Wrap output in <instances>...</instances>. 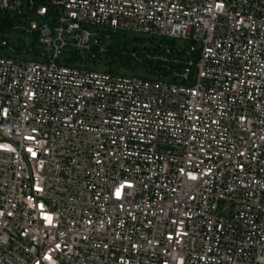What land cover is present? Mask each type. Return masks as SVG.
<instances>
[{
    "label": "built area",
    "instance_id": "2783aa9c",
    "mask_svg": "<svg viewBox=\"0 0 264 264\" xmlns=\"http://www.w3.org/2000/svg\"><path fill=\"white\" fill-rule=\"evenodd\" d=\"M11 14L43 50L0 54V264H264V0ZM91 27L176 43L145 56L170 81L62 64L106 53Z\"/></svg>",
    "mask_w": 264,
    "mask_h": 264
},
{
    "label": "trees",
    "instance_id": "16d2710c",
    "mask_svg": "<svg viewBox=\"0 0 264 264\" xmlns=\"http://www.w3.org/2000/svg\"><path fill=\"white\" fill-rule=\"evenodd\" d=\"M35 5L44 6L46 5V0H35ZM8 18L9 17L6 16L5 18H2L0 20V40H6L3 34H5L6 31L11 30L13 26L12 21ZM104 35L105 34H102V37H104ZM109 36L113 40V44L106 47L107 51L105 55L108 60L106 64L107 72H114L115 70H120L123 68L130 69L132 68V64L135 63L138 66H141L144 69L155 73L158 78H168L170 72L167 70V67L173 68V65L171 63L148 61L145 56H163L165 55V47L173 52L176 43L161 40L159 41V43H156L153 39L145 40L143 38L130 39L125 34H123V36H121L120 38H116L114 37V35ZM36 44L37 41L35 39V43L25 47V50L28 51L30 48L33 49L32 47ZM16 49L17 53H22L23 51L21 48ZM37 52H39V50H34L35 56ZM0 54H5V51L0 50ZM132 54H135L139 61L134 59L132 57ZM100 55L101 54L95 51V57L93 58L91 55L90 56L92 60L96 61L98 60L97 58ZM84 61L85 60H83L75 51L67 49L63 53L61 63L66 66L81 68V65L84 63Z\"/></svg>",
    "mask_w": 264,
    "mask_h": 264
},
{
    "label": "rangeland",
    "instance_id": "374dc122",
    "mask_svg": "<svg viewBox=\"0 0 264 264\" xmlns=\"http://www.w3.org/2000/svg\"><path fill=\"white\" fill-rule=\"evenodd\" d=\"M8 19L12 21L13 26L11 30L6 31L5 34H3V36L13 48L15 49L21 48L23 51H26L25 47L35 43V37L22 31L19 28V26L27 27L28 26L27 24L29 23L30 19L28 17H17L14 14H11ZM15 28H18V29H15ZM90 30L98 34L99 36L98 38L101 40L102 44L105 45L106 47L109 45H112L113 40L111 38L105 39L104 37H102V34H105V35L108 34L111 36L114 35V37L116 38H120L121 36H123V33L113 32L111 30H107L104 28L91 27ZM125 35L130 39H134V38H143L145 40L151 39L150 36L145 37V35H136V34H131V33H126ZM177 45L181 46L182 48L187 46V44L182 41H178ZM32 48L34 50H39V51L43 50L38 44H36ZM16 51L15 53H5V54L6 55L8 54L9 56L13 58H17L21 60H38L37 56H35V53H32V52L17 53ZM82 56L85 59V61L81 65V68L89 69L95 72H107L106 64L108 60L105 54H101L100 56H98L97 58L98 60L96 61L92 60L91 56L87 53L82 54ZM131 67L132 68L130 69L123 68L120 70H115L114 73L121 74V75H127V76H137L141 78H147L149 80L159 79L158 76L155 75V73L150 72L147 69H144L143 67L138 66L135 63H133ZM165 80L170 81V78L168 77Z\"/></svg>",
    "mask_w": 264,
    "mask_h": 264
},
{
    "label": "snow or ice",
    "instance_id": "6c2138e0",
    "mask_svg": "<svg viewBox=\"0 0 264 264\" xmlns=\"http://www.w3.org/2000/svg\"><path fill=\"white\" fill-rule=\"evenodd\" d=\"M29 151H31V149H29ZM117 194H119V193H117Z\"/></svg>",
    "mask_w": 264,
    "mask_h": 264
}]
</instances>
